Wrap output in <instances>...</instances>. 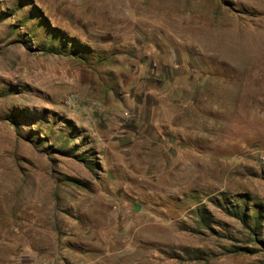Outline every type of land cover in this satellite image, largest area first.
I'll use <instances>...</instances> for the list:
<instances>
[{
    "label": "rangeland",
    "instance_id": "374dc122",
    "mask_svg": "<svg viewBox=\"0 0 264 264\" xmlns=\"http://www.w3.org/2000/svg\"><path fill=\"white\" fill-rule=\"evenodd\" d=\"M43 262L264 264V0H0V264Z\"/></svg>",
    "mask_w": 264,
    "mask_h": 264
},
{
    "label": "bare ground",
    "instance_id": "6f19581e",
    "mask_svg": "<svg viewBox=\"0 0 264 264\" xmlns=\"http://www.w3.org/2000/svg\"><path fill=\"white\" fill-rule=\"evenodd\" d=\"M9 172V171H8ZM4 174V173H3ZM41 176V175H40ZM8 177V176H7ZM11 178H13V177H11ZM41 178V177H40ZM6 179V178H5ZM14 179V178H13ZM4 180V179H3ZM39 182V181H38ZM12 183V182H11ZM40 183V182H39ZM7 184V183H6ZM47 185V184H46ZM46 185H44V186H46ZM43 186V185H42Z\"/></svg>",
    "mask_w": 264,
    "mask_h": 264
},
{
    "label": "built area",
    "instance_id": "2783aa9c",
    "mask_svg": "<svg viewBox=\"0 0 264 264\" xmlns=\"http://www.w3.org/2000/svg\"><path fill=\"white\" fill-rule=\"evenodd\" d=\"M41 264H50V263H48V262H43V263H41Z\"/></svg>",
    "mask_w": 264,
    "mask_h": 264
}]
</instances>
